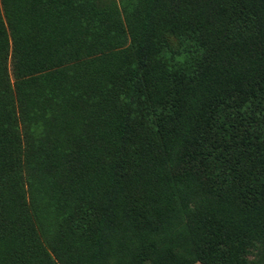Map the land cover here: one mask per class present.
Masks as SVG:
<instances>
[{
    "label": "trees",
    "instance_id": "16d2710c",
    "mask_svg": "<svg viewBox=\"0 0 264 264\" xmlns=\"http://www.w3.org/2000/svg\"><path fill=\"white\" fill-rule=\"evenodd\" d=\"M196 262L264 264V0H0V264Z\"/></svg>",
    "mask_w": 264,
    "mask_h": 264
},
{
    "label": "rangeland",
    "instance_id": "374dc122",
    "mask_svg": "<svg viewBox=\"0 0 264 264\" xmlns=\"http://www.w3.org/2000/svg\"><path fill=\"white\" fill-rule=\"evenodd\" d=\"M170 41L175 44V40L173 38L170 39ZM195 264H203V263H200V262H196Z\"/></svg>",
    "mask_w": 264,
    "mask_h": 264
}]
</instances>
